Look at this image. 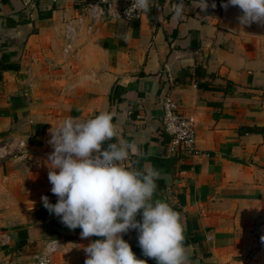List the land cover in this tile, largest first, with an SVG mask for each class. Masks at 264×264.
Listing matches in <instances>:
<instances>
[{
    "label": "crops",
    "instance_id": "obj_1",
    "mask_svg": "<svg viewBox=\"0 0 264 264\" xmlns=\"http://www.w3.org/2000/svg\"><path fill=\"white\" fill-rule=\"evenodd\" d=\"M89 1L0 0V56L16 66L0 71V264H28L51 240L52 264H84V247L102 239H82L41 207L42 196L57 202L50 129L101 112L131 145L125 165L160 173L153 200L180 214L188 264H264V25H241L227 0L206 10L183 0L181 18L179 0H155L130 21L99 15L79 36ZM164 97L193 119L197 154L168 149ZM122 238L156 264L137 230Z\"/></svg>",
    "mask_w": 264,
    "mask_h": 264
},
{
    "label": "clouds",
    "instance_id": "obj_2",
    "mask_svg": "<svg viewBox=\"0 0 264 264\" xmlns=\"http://www.w3.org/2000/svg\"><path fill=\"white\" fill-rule=\"evenodd\" d=\"M230 5L241 10V25H264V0H227L221 6ZM152 7H157L155 0H132L126 15L131 20L134 13L148 14ZM196 7L206 10L207 0H199ZM171 11L181 18L183 0ZM117 137L110 112L83 120L69 117L50 129L48 143L53 151L48 155V180L57 202L42 196L44 207L70 230L81 229L82 239L102 237L84 247V264H147L122 238L130 229L137 230L143 255L156 264H188L180 214L168 202L153 200L160 173L126 166L131 145Z\"/></svg>",
    "mask_w": 264,
    "mask_h": 264
},
{
    "label": "built area",
    "instance_id": "obj_3",
    "mask_svg": "<svg viewBox=\"0 0 264 264\" xmlns=\"http://www.w3.org/2000/svg\"><path fill=\"white\" fill-rule=\"evenodd\" d=\"M116 0H93L88 2V12L93 20L104 13L111 17L130 21L126 15V10L131 6L132 0H120V5L111 8ZM141 12L134 13L136 17ZM132 20V19H131ZM162 113L160 116V130L167 137V147L169 150L178 149L181 152L194 155L197 150L194 147L195 126L191 117L183 115L177 103L170 97H164L161 101ZM3 235L0 233V244ZM59 248L58 242L46 241L41 250L36 253L33 260L28 264H52L51 256Z\"/></svg>",
    "mask_w": 264,
    "mask_h": 264
},
{
    "label": "rangeland",
    "instance_id": "obj_4",
    "mask_svg": "<svg viewBox=\"0 0 264 264\" xmlns=\"http://www.w3.org/2000/svg\"><path fill=\"white\" fill-rule=\"evenodd\" d=\"M79 13L82 15L81 20L78 21L77 26H75V30L78 31L79 36L84 32V34L88 33V27H94L98 21L93 20L92 17L90 16V13L88 12V2L84 3L82 6H80ZM80 17V16H79ZM83 21H85L83 23ZM84 28V29H83ZM84 30V31H83ZM63 39L66 40V42H70L73 40V37H68V36H63Z\"/></svg>",
    "mask_w": 264,
    "mask_h": 264
},
{
    "label": "trees",
    "instance_id": "obj_5",
    "mask_svg": "<svg viewBox=\"0 0 264 264\" xmlns=\"http://www.w3.org/2000/svg\"><path fill=\"white\" fill-rule=\"evenodd\" d=\"M16 66L10 62H8V60L6 59L5 56H0V71L5 70V69H15ZM113 142V141H111ZM106 143L104 147H106ZM51 203V202H50ZM44 206L43 203H41V207Z\"/></svg>",
    "mask_w": 264,
    "mask_h": 264
}]
</instances>
